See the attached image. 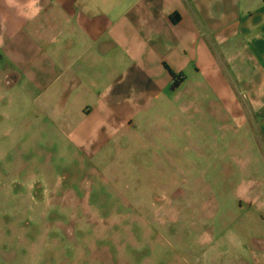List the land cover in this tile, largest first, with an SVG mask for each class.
<instances>
[{
	"label": "rangeland",
	"instance_id": "1",
	"mask_svg": "<svg viewBox=\"0 0 264 264\" xmlns=\"http://www.w3.org/2000/svg\"><path fill=\"white\" fill-rule=\"evenodd\" d=\"M235 47L224 56L231 112L199 67L184 71L179 89L173 70L167 90L140 106L129 94L104 95L113 82L63 91L58 75L27 96L3 83L20 67L0 51V264L264 254V97L258 107L233 79L235 64L242 79L255 70Z\"/></svg>",
	"mask_w": 264,
	"mask_h": 264
},
{
	"label": "crops",
	"instance_id": "2",
	"mask_svg": "<svg viewBox=\"0 0 264 264\" xmlns=\"http://www.w3.org/2000/svg\"><path fill=\"white\" fill-rule=\"evenodd\" d=\"M231 45L253 61L249 77L242 79L239 64L232 77L259 100V107L264 0H0V51L13 55L20 67L2 81L27 96L38 91L44 77L58 75L63 91L76 81L86 93L113 82L104 95L129 94L140 106L138 99L159 87L167 90L173 70L180 79L172 88L179 89L187 78L184 71L199 67L222 108L231 112L230 76L224 71ZM84 80L90 88L81 84ZM207 259L208 264H264V254L253 252L224 258L210 251Z\"/></svg>",
	"mask_w": 264,
	"mask_h": 264
}]
</instances>
